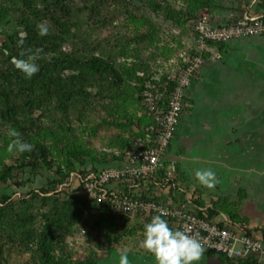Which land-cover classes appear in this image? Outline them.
Here are the masks:
<instances>
[{
	"label": "rangeland",
	"instance_id": "obj_1",
	"mask_svg": "<svg viewBox=\"0 0 264 264\" xmlns=\"http://www.w3.org/2000/svg\"><path fill=\"white\" fill-rule=\"evenodd\" d=\"M216 5V0H0V264H119L124 253L129 264H155L142 247L144 226L130 227L122 217L102 219L66 174L96 171L142 133L148 124L139 101L144 86L151 83L165 95L167 77L182 64L179 56L195 53L191 21ZM41 22L49 26L46 36L38 33ZM227 45L202 52V71L191 80L177 129L196 124L197 145L214 143L222 166L236 167L248 154L264 158V60L256 63ZM29 48H43L36 61L40 71L31 79L14 65ZM92 59L110 69L90 70L86 62ZM238 111L245 112L242 119L250 127L262 124L261 139L249 138L246 146L237 139L231 146L229 127ZM10 127L33 151H7ZM262 191L257 206L264 216ZM220 192L217 202L210 198L207 204L223 210L229 196ZM247 204L255 206L254 199ZM257 222L251 223L264 230V219ZM248 224L247 231L255 232ZM80 230L86 232L82 241ZM203 255L197 264H234ZM257 260L264 264V256Z\"/></svg>",
	"mask_w": 264,
	"mask_h": 264
},
{
	"label": "built area",
	"instance_id": "obj_2",
	"mask_svg": "<svg viewBox=\"0 0 264 264\" xmlns=\"http://www.w3.org/2000/svg\"><path fill=\"white\" fill-rule=\"evenodd\" d=\"M190 25L195 37V53L179 56L182 64L167 77L163 85L165 95L151 83L144 86L141 110L148 124L142 133L108 164L88 174L70 172L68 181L76 185L96 209L104 207L109 215L136 218L146 224L153 216L163 213L170 227L195 236L205 249L204 254H222L232 261L260 258L264 256L262 239L249 233L243 224L220 225L208 219L206 211L194 204L192 188L186 189V198L179 203L148 193L135 194L145 183L167 191L177 187L176 164L170 161L165 167V158L186 109L191 80L202 70V52L210 45L264 38V13L259 16L230 14L224 21L215 23L209 9H203ZM170 84L173 87L168 91ZM85 236V230H80L77 239L82 241Z\"/></svg>",
	"mask_w": 264,
	"mask_h": 264
},
{
	"label": "crops",
	"instance_id": "obj_3",
	"mask_svg": "<svg viewBox=\"0 0 264 264\" xmlns=\"http://www.w3.org/2000/svg\"><path fill=\"white\" fill-rule=\"evenodd\" d=\"M216 2V7L212 10L209 9L211 18L215 23L224 21L230 14L238 16L242 13H248L251 16H259L264 13V8L260 5L259 0H216ZM240 2L246 4L242 5L239 9L237 3L239 5ZM231 3H233V5ZM227 6L233 8L228 11L225 9ZM242 10L243 12L241 13ZM227 44V46L231 48L230 50L247 53L251 60L256 63L257 61L264 60V43L254 42L252 39L243 38ZM244 114L245 112L238 111V119L231 120L230 122L229 128L231 131L228 134V138L230 139L229 141L233 143L231 146L237 145V139H239L238 143L241 146H246L249 138L258 140L262 137V134L260 133L263 131L262 124L259 123L255 124V126L251 125L250 127L248 123H245L244 119H242ZM216 126L217 125H213L212 131H215ZM196 127L197 125L194 123L191 128L190 123L182 124L179 129H177L174 141L166 154L165 167H167L170 161H174L176 164L178 171L176 182L177 187L167 191L158 189L150 183H145L141 185L140 191H135V194L138 192L148 193L161 200H169L173 203H179L185 200L187 195L186 189L190 190L192 188L195 199L198 201V207L204 209L206 213L209 210H214V215L210 217L211 220L218 222L220 225H226L229 222L240 224L250 223V225L248 224V228L254 229L255 232L253 233L262 239V232L264 230L258 228L257 221L263 220L264 216L257 204L262 198V188L264 187L263 156L258 153L252 155L248 154L245 155V158H241L240 166L235 167L228 164L222 166L223 160H221L220 157H217L216 153H218L219 150H216L217 148L213 145L214 143L209 144L206 142L203 146L197 145L195 141L196 136L194 134ZM189 131H191V134ZM201 147H203V149H201ZM219 147L221 148L222 145H219ZM224 163L226 164L227 161ZM208 164L214 166H211V169L216 172L218 181L216 186L211 189L201 185L194 176L195 170L208 169L207 167L210 168ZM234 179L239 181L238 184L233 183ZM220 191H222L225 196H229V201L226 203L227 206L223 208V210L218 208L217 204H207V201H209L210 198L213 202H217L219 200V195H221ZM250 198L254 199L255 206H253L254 204H251V206L247 204ZM262 202L263 200L261 203ZM231 215L235 216L239 221L233 222ZM253 220H256L257 223L252 225L251 222ZM128 223L130 224V227L135 226L136 223L143 226L145 225L136 218L128 219ZM203 257L220 261L219 258H209L207 254H204ZM262 257L257 259L260 260Z\"/></svg>",
	"mask_w": 264,
	"mask_h": 264
},
{
	"label": "clouds",
	"instance_id": "obj_4",
	"mask_svg": "<svg viewBox=\"0 0 264 264\" xmlns=\"http://www.w3.org/2000/svg\"><path fill=\"white\" fill-rule=\"evenodd\" d=\"M40 36H46L49 33V26L46 22L37 24ZM23 44V41H19ZM43 48H37L33 51L31 48L21 53L25 59H16L15 68L19 70L25 78L31 79L40 71V66L36 63ZM8 136L11 142L7 151L14 154H23L33 151L34 145L21 139L20 132L10 127ZM195 179L207 188L215 187L217 174L211 168L197 169L194 173ZM142 247L155 258V264H197L205 251L201 242L186 231L170 227L169 222L164 218V214L155 215L151 221L143 227ZM119 264H129V258L126 253L119 258Z\"/></svg>",
	"mask_w": 264,
	"mask_h": 264
},
{
	"label": "trees",
	"instance_id": "obj_5",
	"mask_svg": "<svg viewBox=\"0 0 264 264\" xmlns=\"http://www.w3.org/2000/svg\"><path fill=\"white\" fill-rule=\"evenodd\" d=\"M259 2H260V5L264 8V0H259ZM86 66L90 70L96 71V72L107 71L108 69H110L109 65L106 62H104L103 60H101V59L89 60V61L86 62ZM172 87H173V85L170 84L169 87H168V91H170ZM28 90H29V87H25L24 86L23 91L27 92ZM1 92H3L2 86H0V93ZM141 94H142V92H141ZM141 94H140V97H139L140 105H141ZM145 119H146V117H145ZM66 175H68V174H66ZM94 209H95L96 214L99 215L102 219H106L109 216L115 217V216L109 215L104 207H101V208H98V209H96L94 207ZM206 215H207V218L210 219V217H212V215H214V210L207 211ZM116 217H121V216H116ZM122 218L124 220H128V218H125V217H122ZM231 218H232L233 222L239 221L238 219L235 218V216L231 215ZM262 241L264 243V231L262 232ZM207 256L209 258H219L220 260L225 261L226 263L231 262V263H234V264H259L257 258H255V257H250V258H245V259L232 261V260L227 259L222 254H216V253H213V252L207 253Z\"/></svg>",
	"mask_w": 264,
	"mask_h": 264
}]
</instances>
